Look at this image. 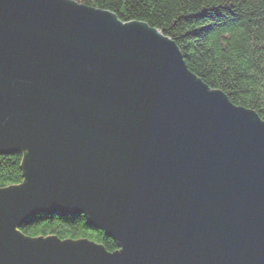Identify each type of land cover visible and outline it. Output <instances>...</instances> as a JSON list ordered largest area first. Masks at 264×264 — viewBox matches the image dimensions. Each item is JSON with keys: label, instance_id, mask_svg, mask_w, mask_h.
Returning a JSON list of instances; mask_svg holds the SVG:
<instances>
[{"label": "water", "instance_id": "obj_1", "mask_svg": "<svg viewBox=\"0 0 264 264\" xmlns=\"http://www.w3.org/2000/svg\"><path fill=\"white\" fill-rule=\"evenodd\" d=\"M0 264H264V121L177 44L73 0H0ZM85 215L118 242L29 238Z\"/></svg>", "mask_w": 264, "mask_h": 264}, {"label": "trees", "instance_id": "obj_2", "mask_svg": "<svg viewBox=\"0 0 264 264\" xmlns=\"http://www.w3.org/2000/svg\"><path fill=\"white\" fill-rule=\"evenodd\" d=\"M114 14L122 23L142 22L174 41L188 69L238 107L264 121V0H73ZM24 156L0 154V189L25 180ZM29 238L90 240L108 252L118 242L85 215L39 213L20 228Z\"/></svg>", "mask_w": 264, "mask_h": 264}]
</instances>
